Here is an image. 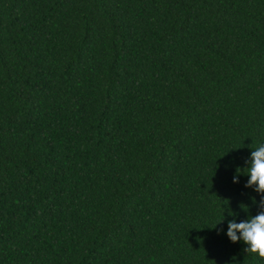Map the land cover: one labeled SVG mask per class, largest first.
<instances>
[{
  "label": "trees",
  "instance_id": "trees-1",
  "mask_svg": "<svg viewBox=\"0 0 264 264\" xmlns=\"http://www.w3.org/2000/svg\"><path fill=\"white\" fill-rule=\"evenodd\" d=\"M260 144L264 0H0V264H264Z\"/></svg>",
  "mask_w": 264,
  "mask_h": 264
},
{
  "label": "clouds",
  "instance_id": "clouds-1",
  "mask_svg": "<svg viewBox=\"0 0 264 264\" xmlns=\"http://www.w3.org/2000/svg\"><path fill=\"white\" fill-rule=\"evenodd\" d=\"M251 152V160L249 161L250 166L246 167L247 171L243 172L250 176L247 180L245 187H251L256 185V191L264 194V144L254 148ZM242 171L237 168L236 174L233 177L234 182H239V175ZM254 202H255V198ZM261 208L264 209V200L260 202ZM241 207L247 210L248 206L241 204ZM233 214V213H230ZM220 220L216 223L213 228L221 223ZM227 235L232 242L243 240L248 247L245 248L247 253L257 254L259 257L264 258V210L260 211L259 214L249 216L248 219L237 223L235 219L228 221ZM219 231H223L220 229ZM239 232V235H238Z\"/></svg>",
  "mask_w": 264,
  "mask_h": 264
}]
</instances>
